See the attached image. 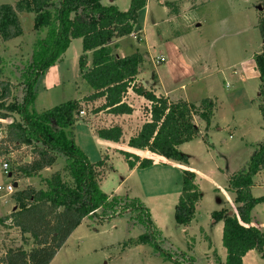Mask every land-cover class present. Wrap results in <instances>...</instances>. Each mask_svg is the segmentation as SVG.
<instances>
[{
  "label": "rangeland",
  "instance_id": "1",
  "mask_svg": "<svg viewBox=\"0 0 264 264\" xmlns=\"http://www.w3.org/2000/svg\"><path fill=\"white\" fill-rule=\"evenodd\" d=\"M15 2L0 0V4L14 5ZM102 3L127 10L131 0H102ZM18 16L23 34L7 42L0 39L2 78H9L16 86L15 99L22 95L25 68L31 65L34 53L42 51L43 44L49 42L48 30L34 29L33 12H21ZM262 17L263 0H148L147 6L139 12L136 37L131 33L114 39L115 55L139 53L143 56L139 82L168 95L171 101L183 99L198 104L204 98H211L216 104L214 116L209 127L195 117L199 134L180 146L187 162L170 160L130 172L120 151L109 149L108 140L97 137L92 130V126L103 127L107 123V112L87 113L102 101L86 104V112L80 114L75 124L76 144L92 162L107 156L110 170L101 182L102 191L139 199L150 212L151 222L149 224L143 212L112 217L99 210L94 217H86L81 222L50 264L225 263L223 222H216L212 213L226 208L229 214L238 215L229 178L247 165L255 147L264 141L261 79L256 61L257 55H264ZM82 54V39L74 38L61 59L40 75L35 110L42 112L92 92L80 77ZM87 57L91 63V52ZM160 57L165 60L159 61ZM133 95L128 101L137 104ZM140 107L145 116L144 106ZM140 116L141 113L132 118L133 121ZM86 117L90 121H86ZM13 118L20 119V115L14 113ZM13 118L1 120L0 140L4 137L2 128ZM31 158V149L27 146L10 149L9 155L0 157V186L13 184L3 171L4 162L11 166L13 161L26 162ZM64 160L59 156L54 169L62 168ZM184 169L196 173L200 193L195 216L187 226L179 224L175 218ZM17 183L14 191L23 186L21 181ZM28 184L40 185L36 178H27L25 185ZM250 191L253 198L264 199V171L254 177ZM16 208L12 193L0 191V218ZM250 218L251 224L264 233V200L251 208ZM3 231L0 223L1 250L7 251L10 246L23 247L27 251L33 249L32 239L28 236L29 242L23 241L14 227L6 232L3 243ZM147 234L154 235L156 244L126 246L130 239ZM263 253L264 244L262 251L253 250L248 254L245 264H264Z\"/></svg>",
  "mask_w": 264,
  "mask_h": 264
},
{
  "label": "trees",
  "instance_id": "2",
  "mask_svg": "<svg viewBox=\"0 0 264 264\" xmlns=\"http://www.w3.org/2000/svg\"><path fill=\"white\" fill-rule=\"evenodd\" d=\"M147 2L131 0L127 10H120L114 4L105 5L102 0H16L14 5L0 4V39L3 42L23 34L18 16L21 12H33L34 29L48 30L49 38V42L43 44V50L34 53V60L22 74L23 90L19 99L13 97L16 86L9 78H2L4 72L0 67V122L13 118L14 113L20 115V119L13 118L2 128L4 137L0 140V157L9 155L10 149L30 147V161H13L9 165L11 181L36 178L40 184L36 187L22 182L23 186L12 193L16 210L0 219L7 230L17 228L23 241L28 243L29 236L33 249L10 247L0 256V264H50L81 222L86 217H94L99 210L112 217L143 212L150 224V212L139 199L102 191L101 182L110 170L107 156L91 162L76 144L75 124L80 114L86 112V104L99 99L104 101L89 109L87 113L90 115L100 112L129 115L135 110L128 101L129 93L144 98L148 105L143 107V113L148 119L129 138L128 146L181 163L187 162V156L180 151V146L199 134L195 117L204 121L206 127L211 125L216 106L213 99L204 98L198 104L183 99L171 101L166 95L157 94L152 86L139 82L144 59L141 54L123 57L114 54L112 41L135 31L139 12ZM261 23L263 25L264 17ZM74 38L82 39L80 77L92 92L38 112L34 108L38 78L61 59ZM89 52L91 63L87 57ZM256 61L260 71V111L264 122V55H257ZM84 119L89 120L87 117ZM93 130L97 137L111 142H120L123 138V128L119 124L96 126ZM120 153L131 169L154 164L151 158H140L123 150ZM59 156L64 157V165L54 169ZM155 159L159 158L156 156ZM49 170L52 171L45 174ZM262 171L264 141L255 147L247 165L229 178V189L235 195L238 215L229 214L226 208L212 213L216 222H223L224 264H244L243 258L249 251H262L264 233L251 225L250 218L251 208L264 200L253 198L250 191L254 177ZM182 176L175 218L179 224L187 226L195 216L200 193L194 171L184 169ZM139 243L156 244V240L154 235L147 234L125 244Z\"/></svg>",
  "mask_w": 264,
  "mask_h": 264
},
{
  "label": "crops",
  "instance_id": "3",
  "mask_svg": "<svg viewBox=\"0 0 264 264\" xmlns=\"http://www.w3.org/2000/svg\"><path fill=\"white\" fill-rule=\"evenodd\" d=\"M112 42L114 43V41H112ZM113 43H112V44H113ZM143 84H146V83L143 82ZM146 85H147V84H146ZM148 86H150V85H148ZM155 91H156V90H155ZM156 93H157V94H162V93L157 92V91H156ZM131 95H133L132 92L129 93L128 98H129ZM164 95H166V94H164ZM133 96H135L136 99H134V102H136L137 104L133 103L135 110H134V112H133L132 114H129V115H112V114H107V115H106V121H107V123H106L105 126H111V125L119 124V125H121L122 128H123V138H122V140H121L120 142H111V141H108L109 144H110V145H108V148H109V149H113L114 151H121V150H123V151H128V152L133 153V154H136V155H138V156H142V158H143L144 156H145L146 158H151V159L154 160V164H156V163H163V162L168 163L170 160H168V159H166V158H164V157H162V156H159V155H156V154L150 153L149 151L138 150V149L131 148V147L128 146L127 143H128L129 138H130L131 136H133L134 134H136V133L139 131V129H140V127L142 126V124L148 119V116H143L142 111H141V109H140V108H141L140 105L147 106V105H148V102H147L144 98H142V97H139V96H137V95H133ZM166 96H168V95H166ZM168 97H169V96H168ZM169 99L172 100L170 97H169ZM97 101H102V103L104 102L103 99H99V100H97ZM137 105H139V106H137ZM140 113H141V116L139 117V119H137L136 122H134L132 118L139 116ZM131 119H132V120H131ZM132 121H133V122H132ZM92 130H93V126H92ZM93 132H94V130H93ZM94 133H95V132H94ZM95 135H96V134H95ZM96 136H97V135H96ZM141 154H146V155H141ZM150 156H151V157H150ZM156 156L159 158L158 160L155 159ZM145 157H144V158H145ZM100 160H101V159H100ZM98 161H99V160H98ZM91 162H92V161H91ZM95 162H96V161H95ZM136 169H137V167H135V168H133V169L130 168V172H133V171H135ZM8 175H9V174H8ZM105 176H106V175H105ZM21 182H26V180H23V181H21ZM112 193H115V192H112ZM108 194H109V193H108ZM116 194H117V193H116ZM4 217H5V216H4ZM1 218H3V217H1ZM1 218H0V219H1ZM251 225H252V224H251ZM3 228H4V231H3V232H4V233H3V243H4L5 240H6V237H5V236H7V235H6V234H7L6 232L9 231V230H7L4 226H3ZM10 247H12V246H10ZM5 250H6L5 248H3V250H1V246H0V256H1L2 254H5V253H6ZM251 251H253V250H251ZM251 251H249V252L246 254V256L243 258V262H244V264L246 263V259H247V257H248V254H250Z\"/></svg>",
  "mask_w": 264,
  "mask_h": 264
},
{
  "label": "built area",
  "instance_id": "4",
  "mask_svg": "<svg viewBox=\"0 0 264 264\" xmlns=\"http://www.w3.org/2000/svg\"><path fill=\"white\" fill-rule=\"evenodd\" d=\"M132 35H133L134 37H136V33H135V32H133ZM164 60H165L164 57H160V58H159V61H164ZM2 166H3V171H4V173H5V174H9V173H10V167H9V164H8L7 162H4ZM2 190H6L7 193H13V192H14V183H13V184H12V183H9V184H7L5 187L0 186V191H2Z\"/></svg>",
  "mask_w": 264,
  "mask_h": 264
},
{
  "label": "water",
  "instance_id": "5",
  "mask_svg": "<svg viewBox=\"0 0 264 264\" xmlns=\"http://www.w3.org/2000/svg\"><path fill=\"white\" fill-rule=\"evenodd\" d=\"M9 176L11 177L12 176V173L10 172L9 173ZM14 186L17 187L18 186V183L17 182H14ZM233 212H230V214H232Z\"/></svg>",
  "mask_w": 264,
  "mask_h": 264
}]
</instances>
